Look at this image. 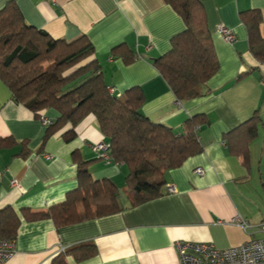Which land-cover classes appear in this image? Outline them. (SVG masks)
Listing matches in <instances>:
<instances>
[{
    "label": "crops",
    "instance_id": "obj_1",
    "mask_svg": "<svg viewBox=\"0 0 264 264\" xmlns=\"http://www.w3.org/2000/svg\"><path fill=\"white\" fill-rule=\"evenodd\" d=\"M10 1L27 25L53 39L70 42L86 36L106 85L116 96L140 87L141 112L151 121L177 133L190 116L202 114L209 123L198 133L201 153L164 173L163 194L131 206L127 166L98 160L92 150L95 143H108L94 117L74 128L65 123L49 131L41 116L17 103L0 80V211L9 207L20 218L16 249L5 264H51L60 245L79 242L94 244L96 253L82 261L68 256V264H180L176 241L210 242L223 250L264 235V61L250 51L239 14L260 11L264 38V0H201L219 66L206 93L185 101L175 97L154 65L170 49L172 36L185 28L164 0H0V9ZM219 25L232 31V42L217 31ZM121 44L126 49L114 54ZM128 52L134 58L125 62ZM256 111V135L245 165L225 136ZM42 115L52 122L57 118L53 110ZM72 128L74 136L68 138ZM76 158L90 162L93 179L116 185L122 209L60 227L50 218L27 220L23 210H45L77 188ZM168 185L175 191L166 193Z\"/></svg>",
    "mask_w": 264,
    "mask_h": 264
},
{
    "label": "trees",
    "instance_id": "obj_2",
    "mask_svg": "<svg viewBox=\"0 0 264 264\" xmlns=\"http://www.w3.org/2000/svg\"><path fill=\"white\" fill-rule=\"evenodd\" d=\"M164 1L181 16L185 28L172 36L170 49L154 59V65L179 101L202 96L219 66L204 4L201 0ZM239 14L247 29L250 51L264 61L260 11ZM120 48H124L122 44L114 47L113 53ZM93 55L94 47L84 35L70 42L56 40L27 25L13 1L0 9V80L14 100L36 116L48 110L56 112L55 121L49 119V131L65 123L74 128L86 117H94L108 140L111 162H122L128 168L126 193L130 205L136 206L163 194L168 169L201 153L198 133L209 121L202 114L190 116L180 133L151 121L141 112V88L134 86L120 96L111 95ZM133 58L131 52L124 55L125 62ZM258 120L256 111L225 136L230 151L240 155L245 165L249 164L248 144L256 135ZM73 128L67 131L68 138L74 136ZM89 163L76 158L78 185L63 202L45 210H23L24 217L50 218L60 227L120 211L119 189L110 179H93ZM19 224L20 218L11 208L1 210L0 239L14 240ZM95 253L94 244L79 242L57 252L51 264H68V256L82 261Z\"/></svg>",
    "mask_w": 264,
    "mask_h": 264
},
{
    "label": "built area",
    "instance_id": "obj_3",
    "mask_svg": "<svg viewBox=\"0 0 264 264\" xmlns=\"http://www.w3.org/2000/svg\"><path fill=\"white\" fill-rule=\"evenodd\" d=\"M217 31L227 42H232L234 34L223 25H219ZM108 92L112 95L113 88L108 86ZM119 96V95H117ZM45 125L51 121L40 115ZM97 158L105 163H110L109 143L98 142L92 145ZM196 173L202 174L203 169L197 168ZM166 193L175 191L174 186L168 185ZM240 225L245 229L248 224L237 218ZM260 231L264 234V222L260 224ZM176 252L178 253L180 264H264V235L260 238L247 239L243 243L229 247L227 249H217L210 242L176 241ZM16 249L15 240L0 239V264H5L14 254ZM58 251H64V246L60 245Z\"/></svg>",
    "mask_w": 264,
    "mask_h": 264
},
{
    "label": "rangeland",
    "instance_id": "obj_4",
    "mask_svg": "<svg viewBox=\"0 0 264 264\" xmlns=\"http://www.w3.org/2000/svg\"><path fill=\"white\" fill-rule=\"evenodd\" d=\"M64 249H65V247H64ZM57 252H60V251L57 250ZM57 252H56V253H57Z\"/></svg>",
    "mask_w": 264,
    "mask_h": 264
}]
</instances>
